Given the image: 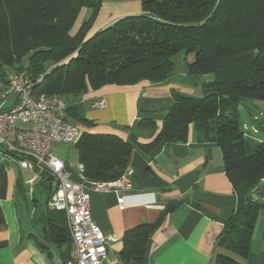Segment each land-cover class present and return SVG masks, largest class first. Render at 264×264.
I'll use <instances>...</instances> for the list:
<instances>
[{
  "label": "trees",
  "instance_id": "obj_1",
  "mask_svg": "<svg viewBox=\"0 0 264 264\" xmlns=\"http://www.w3.org/2000/svg\"><path fill=\"white\" fill-rule=\"evenodd\" d=\"M140 4V13L88 35L102 0H0V77L6 81L10 74L25 73L35 79L51 68L34 91L62 97L68 121L85 127L74 148L88 180L119 178L133 147L150 151L185 142L190 126L198 142H215L237 193L236 209L217 244L245 258L256 218L264 209V203L251 196L264 178V141L247 140L238 104L242 99L264 101V0H140ZM83 8L88 16L71 34ZM179 53L193 56L186 64L189 75L212 74L213 79L203 83L200 98L171 91L172 103L151 142L140 144L133 133L124 140L114 133L91 132L93 121L78 118L74 103L88 90L107 84L163 83L174 74L172 57ZM145 125L154 128L149 120L138 121L136 127ZM41 180L50 196L51 177L41 173ZM174 206H165L162 213ZM49 213L59 214L50 234L54 244L64 247V264L71 243L65 213ZM161 219L160 215L124 232L122 262L143 261L147 240ZM213 264L239 263L217 254Z\"/></svg>",
  "mask_w": 264,
  "mask_h": 264
},
{
  "label": "crops",
  "instance_id": "obj_2",
  "mask_svg": "<svg viewBox=\"0 0 264 264\" xmlns=\"http://www.w3.org/2000/svg\"><path fill=\"white\" fill-rule=\"evenodd\" d=\"M88 12L84 8L80 11L71 34L78 30ZM140 12L141 4L135 0L103 2L88 35ZM192 60V55L186 56L185 66L175 69L163 83L107 84L88 90L74 103L77 116L93 121L88 131L114 133L124 140H129L133 133L138 143L147 144L162 127L172 103V90L200 98L203 83L213 79L212 74L189 75L186 64ZM98 100L103 101V107H94ZM248 102L258 106L253 100ZM259 102L264 105V101ZM263 115L264 106L252 119L257 122ZM140 120L152 121L154 128L149 125L137 128ZM254 124L250 129L258 134ZM69 146L74 147L52 143L51 152L71 171L74 181H81L74 166L78 162L76 149L75 161L66 156ZM61 147L62 154L56 153ZM22 159L20 155H0V264H62L64 247L51 241L50 233L55 229L52 225L58 221L59 214L49 213V187L41 176L33 184L27 182L32 171L20 165ZM128 167L133 170L130 187L88 191L92 219L104 233H112L116 238L107 245V258L101 264H109L116 258L121 261L124 232L140 223H152L160 215L159 226L147 240L143 261H121L122 264H213L217 254L230 256L239 264H264V229L258 224L260 212L247 257L217 244L225 223L236 209L237 193L226 176L222 151L215 142H198L190 126L185 142L161 145L150 151L133 147ZM119 196L123 197V207L118 203ZM256 200L264 202L262 197ZM171 204H175L173 209L163 214L164 207Z\"/></svg>",
  "mask_w": 264,
  "mask_h": 264
},
{
  "label": "built area",
  "instance_id": "obj_3",
  "mask_svg": "<svg viewBox=\"0 0 264 264\" xmlns=\"http://www.w3.org/2000/svg\"><path fill=\"white\" fill-rule=\"evenodd\" d=\"M47 69L32 79L25 73L0 77V155H23L20 165L29 168L33 184L45 173L51 177V193L47 200L50 210L63 211L70 236L68 258L64 264H101L107 258V245L115 241L112 233H104L91 217L88 191L107 192L130 187L133 170L127 167L111 181L88 180L83 164H74L81 181L71 178L63 161L51 152L52 143L74 145L82 130L66 117V102L57 95L35 94L34 87L50 72ZM104 103L98 100L94 107ZM244 132L248 130L243 125ZM123 207V197H118ZM109 264H122L119 259Z\"/></svg>",
  "mask_w": 264,
  "mask_h": 264
},
{
  "label": "rangeland",
  "instance_id": "obj_4",
  "mask_svg": "<svg viewBox=\"0 0 264 264\" xmlns=\"http://www.w3.org/2000/svg\"><path fill=\"white\" fill-rule=\"evenodd\" d=\"M115 1L126 2L128 0H102V3L103 2H109L110 3V2H115ZM130 1H133V0H130ZM135 1H138L140 3V0H135ZM87 16L88 15H86L84 19H86ZM184 58L185 57L182 53H179V54L172 57V60L176 65V69H179V68H182L185 66ZM248 101H250V100L249 99H242L241 102L238 104L239 120H240V122L246 124V126L248 127V130L245 131V134L247 136L248 141H253V140L264 141V115L260 116L259 121H257V122L252 119V115L254 113H258L260 108H263L264 105H263V103L261 104V102H259V101H255L258 105L255 107V106L250 105ZM252 124H254L253 126H255V128L257 130H259L258 134H254L251 131L250 127ZM69 147H70L69 150H66L67 152H65L66 156L68 159L70 157V159L72 161H75V157H76L75 156V149L73 146H69ZM62 149H63V147H61V150H57L56 153L62 154V152H61ZM261 182H262V184L264 183V178L261 180ZM259 187L257 190H259ZM257 190H255L256 192L255 191L252 192L253 199H259L260 200L261 196L257 193ZM258 224H259L260 228L264 229V209L260 210V214L258 216Z\"/></svg>",
  "mask_w": 264,
  "mask_h": 264
},
{
  "label": "water",
  "instance_id": "obj_5",
  "mask_svg": "<svg viewBox=\"0 0 264 264\" xmlns=\"http://www.w3.org/2000/svg\"><path fill=\"white\" fill-rule=\"evenodd\" d=\"M258 194L264 199V184L259 187Z\"/></svg>",
  "mask_w": 264,
  "mask_h": 264
}]
</instances>
